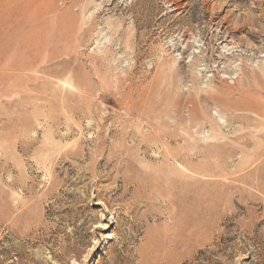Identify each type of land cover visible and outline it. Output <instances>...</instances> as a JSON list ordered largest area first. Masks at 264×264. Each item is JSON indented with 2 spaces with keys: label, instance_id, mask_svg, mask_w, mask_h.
Listing matches in <instances>:
<instances>
[{
  "label": "rangeland",
  "instance_id": "rangeland-1",
  "mask_svg": "<svg viewBox=\"0 0 264 264\" xmlns=\"http://www.w3.org/2000/svg\"><path fill=\"white\" fill-rule=\"evenodd\" d=\"M0 264H264V0H0Z\"/></svg>",
  "mask_w": 264,
  "mask_h": 264
},
{
  "label": "bare ground",
  "instance_id": "bare-ground-1",
  "mask_svg": "<svg viewBox=\"0 0 264 264\" xmlns=\"http://www.w3.org/2000/svg\"><path fill=\"white\" fill-rule=\"evenodd\" d=\"M249 108V107H248ZM258 109V108H257ZM254 111V110H253Z\"/></svg>",
  "mask_w": 264,
  "mask_h": 264
}]
</instances>
